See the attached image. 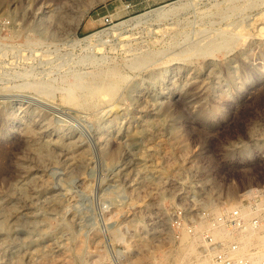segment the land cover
<instances>
[{
    "label": "rangeland",
    "instance_id": "374dc122",
    "mask_svg": "<svg viewBox=\"0 0 264 264\" xmlns=\"http://www.w3.org/2000/svg\"><path fill=\"white\" fill-rule=\"evenodd\" d=\"M262 187L264 0H0V264H208Z\"/></svg>",
    "mask_w": 264,
    "mask_h": 264
},
{
    "label": "built area",
    "instance_id": "2783aa9c",
    "mask_svg": "<svg viewBox=\"0 0 264 264\" xmlns=\"http://www.w3.org/2000/svg\"><path fill=\"white\" fill-rule=\"evenodd\" d=\"M104 22L111 23L112 19L105 16ZM184 219V211L180 208L177 210L176 222L184 224ZM261 224H264V187L250 192L249 197L213 217L212 228H222L232 235L230 239H218L209 229L202 231V251L208 264H253L257 257L256 251L250 248L241 253V236L259 228ZM258 264H264V258H259Z\"/></svg>",
    "mask_w": 264,
    "mask_h": 264
},
{
    "label": "bare ground",
    "instance_id": "6f19581e",
    "mask_svg": "<svg viewBox=\"0 0 264 264\" xmlns=\"http://www.w3.org/2000/svg\"><path fill=\"white\" fill-rule=\"evenodd\" d=\"M38 85V84H37ZM67 90V89H66ZM69 90V89H68ZM67 90V91H68ZM71 97V96H70ZM71 98H73V97H71ZM67 99V98H66ZM70 99V98H69ZM252 190H257V189H250L248 192H252ZM218 229H222V228H218ZM260 229H262L261 231L262 232H260V234H258V239H257V241H256V245L258 244V245H261L263 242H264V224H261L260 225ZM256 232V231H255ZM253 233V232H252ZM251 233V234H252ZM244 244V243H243ZM245 245V244H244ZM256 253H257V256H258V254L260 255V256H262L263 258H264V249L263 250H261V249H257V251H256ZM258 261H259V257H255L254 258V260H253V264H258ZM198 264H200V263H198ZM201 264H205V263H201Z\"/></svg>",
    "mask_w": 264,
    "mask_h": 264
}]
</instances>
